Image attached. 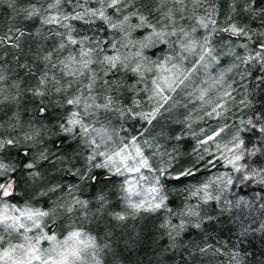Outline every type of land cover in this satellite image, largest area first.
Listing matches in <instances>:
<instances>
[{"label": "snow or ice", "instance_id": "1", "mask_svg": "<svg viewBox=\"0 0 264 264\" xmlns=\"http://www.w3.org/2000/svg\"><path fill=\"white\" fill-rule=\"evenodd\" d=\"M257 87L264 0H0V264H246Z\"/></svg>", "mask_w": 264, "mask_h": 264}, {"label": "rangeland", "instance_id": "2", "mask_svg": "<svg viewBox=\"0 0 264 264\" xmlns=\"http://www.w3.org/2000/svg\"><path fill=\"white\" fill-rule=\"evenodd\" d=\"M250 85H255V81H249ZM237 95V93H234ZM239 98V96L237 97ZM251 100H252V107L249 110H246L248 114L251 112L261 113L264 112V88L257 87L255 88L254 92L251 93ZM191 107V105H190ZM228 119L225 120L223 117L221 118H214L209 119L205 118L204 121H201L205 128H212L217 127L221 123H232V118L230 114H227ZM197 125H194V127ZM223 135V134H222ZM252 142H256V138L254 136L250 137ZM194 142L189 139L187 140L185 147L187 150H191V146ZM256 160L257 164L259 165L261 161H264V157H256L253 158ZM222 165V163L218 162L216 167H209L207 171L202 170L196 177V180L199 181L206 177H211L213 173H218L221 171H226ZM261 189L258 185L254 183H247L246 185H237L229 194L230 198L235 199L238 197H245L247 200L251 201V207H241L240 209L233 208L230 212H226L224 216V223L221 227V242L228 241V234L233 233L232 236H236V233L230 231V229L235 228L237 231L240 230L239 226L243 224L244 227L250 228L248 236L252 235H260L263 233L264 230L261 229V225L264 224V210L260 208V197L256 196V193L259 192Z\"/></svg>", "mask_w": 264, "mask_h": 264}, {"label": "trees", "instance_id": "3", "mask_svg": "<svg viewBox=\"0 0 264 264\" xmlns=\"http://www.w3.org/2000/svg\"><path fill=\"white\" fill-rule=\"evenodd\" d=\"M232 234L231 232L227 235L228 241L230 244L236 243L243 250L246 264H264V231L260 235L247 237L242 243Z\"/></svg>", "mask_w": 264, "mask_h": 264}]
</instances>
